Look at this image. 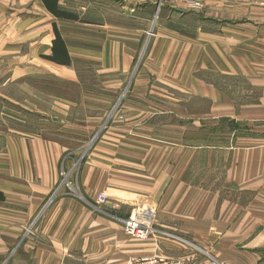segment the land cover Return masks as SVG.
Returning a JSON list of instances; mask_svg holds the SVG:
<instances>
[{
    "label": "crops",
    "instance_id": "1",
    "mask_svg": "<svg viewBox=\"0 0 264 264\" xmlns=\"http://www.w3.org/2000/svg\"><path fill=\"white\" fill-rule=\"evenodd\" d=\"M55 27L69 65L44 57ZM25 78L29 115L0 119V264H264V0H0V85ZM136 207L148 239L123 230Z\"/></svg>",
    "mask_w": 264,
    "mask_h": 264
},
{
    "label": "built area",
    "instance_id": "2",
    "mask_svg": "<svg viewBox=\"0 0 264 264\" xmlns=\"http://www.w3.org/2000/svg\"><path fill=\"white\" fill-rule=\"evenodd\" d=\"M60 174L61 187H65L69 192H76L72 181L71 173L62 166ZM109 200L105 192L96 195L94 203L99 206L107 203ZM155 210L146 207L134 208L128 217L120 218L124 232L134 238L148 239L154 233L155 228ZM129 264H187L184 258H165L159 256H142L132 259Z\"/></svg>",
    "mask_w": 264,
    "mask_h": 264
},
{
    "label": "rangeland",
    "instance_id": "3",
    "mask_svg": "<svg viewBox=\"0 0 264 264\" xmlns=\"http://www.w3.org/2000/svg\"><path fill=\"white\" fill-rule=\"evenodd\" d=\"M191 4L193 5L194 2H191ZM156 17V15H155ZM157 19V17L155 18V20ZM153 31H150V37L152 36ZM9 58H12V55L9 56ZM5 62V67L9 66L8 60L4 59ZM11 65L13 66V60H10ZM17 64V62L15 63V65ZM21 67L24 66H28L29 65V60L28 58L26 60H21ZM11 66V67H12ZM34 83L37 82L38 86H44L45 83L39 80L33 81ZM28 78L22 79L20 82V86H17L13 83H10L9 85H0V119L4 118L5 123L3 124L4 126V130L6 133L10 132V130H12V128L14 127V122L15 118H20L23 116H28L29 112L28 110L21 108L14 100L16 99H23V98H27L29 96V93L27 91L28 89ZM130 84V82H129ZM128 84V85H129ZM71 89V88H70ZM261 95L262 97L264 96V91L261 90ZM23 103V102H21ZM78 112H81V110L79 109ZM1 126V125H0ZM261 132H262V136L264 135V117H263V113H262V122H261ZM105 127V126H104ZM103 125H102V130L104 129ZM232 128V127H231ZM94 130L91 134L94 136V134L98 131ZM264 138V137H262ZM90 142V141H89ZM78 166V163L76 165H74V167L76 168ZM65 170H67V168H65ZM60 179H62V176L60 174ZM72 181L74 183V187L76 188V183L74 178H72ZM76 194H80L75 192Z\"/></svg>",
    "mask_w": 264,
    "mask_h": 264
},
{
    "label": "trees",
    "instance_id": "4",
    "mask_svg": "<svg viewBox=\"0 0 264 264\" xmlns=\"http://www.w3.org/2000/svg\"><path fill=\"white\" fill-rule=\"evenodd\" d=\"M56 7H57V1L55 2V8L51 7L54 15L59 16V17H70L71 16L70 13L58 10V9H56ZM55 32H56V38L53 41L52 54L47 55V56L44 55V57L49 59V60H52L54 62H57V63L69 65L70 64V58L68 56L66 46H65L59 32L57 31L56 27H55ZM3 198H4V195L0 191V200H2Z\"/></svg>",
    "mask_w": 264,
    "mask_h": 264
},
{
    "label": "water",
    "instance_id": "5",
    "mask_svg": "<svg viewBox=\"0 0 264 264\" xmlns=\"http://www.w3.org/2000/svg\"><path fill=\"white\" fill-rule=\"evenodd\" d=\"M156 17H157V14H156ZM156 17H155V18H156ZM146 49H147V46H146L145 50H146ZM101 130H102V128L99 129V131L97 132V134H98Z\"/></svg>",
    "mask_w": 264,
    "mask_h": 264
}]
</instances>
